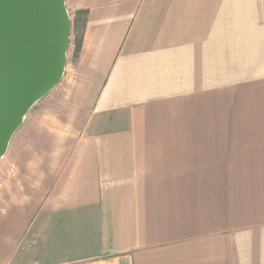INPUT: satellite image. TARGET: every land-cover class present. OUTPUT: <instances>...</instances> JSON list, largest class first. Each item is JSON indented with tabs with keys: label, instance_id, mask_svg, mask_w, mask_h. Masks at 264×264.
I'll use <instances>...</instances> for the list:
<instances>
[{
	"label": "crops",
	"instance_id": "obj_1",
	"mask_svg": "<svg viewBox=\"0 0 264 264\" xmlns=\"http://www.w3.org/2000/svg\"><path fill=\"white\" fill-rule=\"evenodd\" d=\"M65 6L79 52L0 161V264H264V0Z\"/></svg>",
	"mask_w": 264,
	"mask_h": 264
},
{
	"label": "water",
	"instance_id": "obj_2",
	"mask_svg": "<svg viewBox=\"0 0 264 264\" xmlns=\"http://www.w3.org/2000/svg\"><path fill=\"white\" fill-rule=\"evenodd\" d=\"M70 22L65 0H0V161L30 109L60 83Z\"/></svg>",
	"mask_w": 264,
	"mask_h": 264
},
{
	"label": "rangeland",
	"instance_id": "obj_3",
	"mask_svg": "<svg viewBox=\"0 0 264 264\" xmlns=\"http://www.w3.org/2000/svg\"><path fill=\"white\" fill-rule=\"evenodd\" d=\"M66 9H67L69 17H70L71 28H70V42H69V47H68V51H67V55H66L65 68H66V66L71 67L72 64L74 63V60H75L74 41H75V37H77L79 35V32L77 33V32L74 31V25H73V21L75 19L77 20V17H74L75 15H74V12L72 10L68 9L67 7H66ZM40 105H41V102L36 103L30 109L29 114L33 113L38 107H40ZM24 119H25V121H27L28 116L26 118H24Z\"/></svg>",
	"mask_w": 264,
	"mask_h": 264
},
{
	"label": "trees",
	"instance_id": "obj_4",
	"mask_svg": "<svg viewBox=\"0 0 264 264\" xmlns=\"http://www.w3.org/2000/svg\"><path fill=\"white\" fill-rule=\"evenodd\" d=\"M74 15H75L74 17H77V20L75 19L73 21L74 31L77 33L79 32V35L75 37V41H74V52L76 56L79 52L82 35L85 29L86 11H77L74 13Z\"/></svg>",
	"mask_w": 264,
	"mask_h": 264
}]
</instances>
